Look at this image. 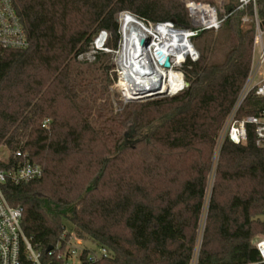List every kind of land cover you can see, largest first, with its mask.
<instances>
[{
  "label": "trees",
  "instance_id": "1",
  "mask_svg": "<svg viewBox=\"0 0 264 264\" xmlns=\"http://www.w3.org/2000/svg\"><path fill=\"white\" fill-rule=\"evenodd\" d=\"M12 2L29 46L0 49V148L8 151L0 168L18 164L20 150L43 175L19 184L7 180L2 190L10 205L22 207V229L42 260L61 264L46 249L74 231L109 249L111 257L100 264H191L213 149L249 74L256 27L264 30V0L240 9L230 0L216 34L209 29L193 37L199 55L182 65V90L118 100L119 112L107 87L94 82L93 66L109 53L96 50L90 62L78 56L89 52L111 9L188 29L186 5ZM100 67L106 74L111 68ZM262 108L264 98L251 91L238 115ZM257 234L264 236V148L250 132L245 143L225 140L219 149L196 264H264L253 242ZM22 264L31 263L23 257Z\"/></svg>",
  "mask_w": 264,
  "mask_h": 264
},
{
  "label": "built area",
  "instance_id": "2",
  "mask_svg": "<svg viewBox=\"0 0 264 264\" xmlns=\"http://www.w3.org/2000/svg\"><path fill=\"white\" fill-rule=\"evenodd\" d=\"M249 3L254 4L255 0H238L236 8L240 9ZM186 7L192 28L182 31H187L189 37H194L203 30H218L227 16L224 13L220 15L217 9L208 3L188 1ZM242 20L245 21L246 17H243ZM160 24L172 26V22L155 23V26ZM102 35H104L103 32L99 33L91 42L92 45H95V48L91 47L92 49L89 50H93V54L96 50H101L105 44L104 37L98 43V39ZM28 46L29 40L25 28L12 0H0V49L23 50ZM85 54L79 55L78 59L89 61V57ZM191 55H193L192 60H196L198 57L195 51ZM182 87L183 85L179 90L183 89ZM251 91L264 98V30L258 26L253 39V55L249 74L218 131L216 140L218 150L225 140L234 144L245 143L250 132L254 135L255 145L264 148V108L254 114L238 115L242 103ZM48 121L45 119L43 126H46ZM15 156L21 159L18 164L6 169L0 168V264H22L23 257L28 259L31 264H53L52 261L44 262L42 260L41 252L32 245L29 237L25 235L21 226L22 207L10 205L3 193L2 184L7 180L19 184L40 178L43 175V168L38 163L27 159L20 150L15 153ZM62 239V242H58L55 248L48 251L49 254L57 253L56 257L62 261L61 264H83V262L100 264V261L111 257L107 247L93 243L83 244V239L77 236L74 231L64 232ZM254 245L259 252L261 261L264 262V236L255 240Z\"/></svg>",
  "mask_w": 264,
  "mask_h": 264
},
{
  "label": "bare ground",
  "instance_id": "3",
  "mask_svg": "<svg viewBox=\"0 0 264 264\" xmlns=\"http://www.w3.org/2000/svg\"><path fill=\"white\" fill-rule=\"evenodd\" d=\"M124 16L119 64L122 69L121 84L129 97L151 94L154 91H178L183 85V78L181 79V73L170 68L173 67L170 57L179 59L193 53L189 33L175 29L170 24L151 26L131 14ZM103 37L104 35L98 39V43ZM141 38L146 39L145 45H140ZM165 57L170 61L168 70L162 65ZM183 59L179 62L173 60V63L180 64ZM180 79L179 87L172 91Z\"/></svg>",
  "mask_w": 264,
  "mask_h": 264
},
{
  "label": "rangeland",
  "instance_id": "4",
  "mask_svg": "<svg viewBox=\"0 0 264 264\" xmlns=\"http://www.w3.org/2000/svg\"><path fill=\"white\" fill-rule=\"evenodd\" d=\"M181 1L185 5H186V2H188V1H197V2H202V3H208V4L213 5L217 9V11L219 13H222V14L225 13L226 4H228V2H230V0H181ZM232 1L234 3H236V0H232ZM123 13L131 14V15L135 16L130 11L119 10V9L114 8V9L109 10V12L103 17V19L100 23L102 30L99 33H102V32L104 33L105 44H104V46H102L101 50H103L106 53H109V57H108V59H104L102 62H100V64H96L93 66V76L97 77L96 81H94V82L96 83L98 88L101 87V85H103V84L107 87V92L109 93V99H111V101H112V104H113L112 107L114 109V112L120 111V108H119L120 104L118 103V100H121L125 104L129 101H144V100H148V99H152V98L173 95V94H155L154 95L151 93L149 96H146V97L141 95V97H139L137 99H126L125 98V94H126L127 98H130V97H129V94L127 93V91L124 89L123 84H121V82H122V80H121L122 69H121V66L119 64V56H120V51H121V46H122L121 42L123 40V34H122L123 20H121ZM135 17L138 18L137 16H135ZM138 20L144 22L145 24L155 26V23L145 22L139 18H138ZM245 21H249L248 17H246ZM172 27L175 28L173 26V23H172ZM150 28H155V27H150ZM175 29H177V28H175ZM179 30H183V29H179ZM212 32H214V34H216V30H214ZM189 38H190L193 50L196 52V54L198 56L199 51L195 46V39H193V37H189ZM91 47L95 48V45L91 44ZM90 54H93V50L87 52L85 54V56L89 57V59L91 60V59H93V56L92 55L90 56ZM186 56H182L179 59L174 58V57H170V59L172 58L170 61L172 62V65H173V67H170V68L174 72L177 73V71H178L182 75V77H181V79L183 78V87L182 88H184L186 86V83H187L185 80V75L182 71V65L184 64V62L188 58H190L192 60L193 55H189L188 57H186ZM184 57H186V58H184ZM182 59L184 61H182L180 64L176 63ZM90 60H89V62H90ZM173 60H176V62L173 63ZM107 63L109 64V66H111V68L107 69L108 73L106 74L103 71L104 68H102L100 66H101V64H103V66H104ZM168 69L169 68H166V70H168ZM114 73L116 74V76H114ZM181 79L178 81L177 85L173 88L172 91L176 90L179 87V85L181 83ZM179 91H177V92H179ZM131 124L132 123L127 124L126 131L130 132V129H128V128ZM131 136H129L128 142H130V140H132ZM218 151L219 150L216 148V144H215L214 149H213L212 159H211V161H212L211 170L209 172L208 179H207L206 194H205V199H204V203H203L201 220H200V224H199V232H198L199 234H198V240H197V244H196V248H195V255H194L195 257H194L191 264H196V256L198 253V249H199V245H200V241H201V235H202L203 227L205 224L206 210H207L208 202H209L210 195H211L212 185H213L214 178H215V170H216V165L218 162V155H219ZM7 154H8V151L0 150V160H2V161L5 160L7 157ZM261 237H263V235L257 234L254 237V241L261 238ZM83 241H84L83 244H87V245L90 244V242L86 241L85 239H83Z\"/></svg>",
  "mask_w": 264,
  "mask_h": 264
},
{
  "label": "water",
  "instance_id": "5",
  "mask_svg": "<svg viewBox=\"0 0 264 264\" xmlns=\"http://www.w3.org/2000/svg\"><path fill=\"white\" fill-rule=\"evenodd\" d=\"M139 43H140V45H145L146 44V39L145 38H141L140 39V41H139ZM193 52H194V50H193ZM162 65H163V67H165V68H167V67H169L170 66V61H169V59L167 58V57H165L164 58V60H163V62H162ZM186 85H187V83H186ZM177 92V91H176ZM176 92H173V93H169V92H159V91H154V92H152V94H174V93H176ZM150 94H145V95H142V96H149ZM139 97H141V95L140 96H137V97H133V98H126V99H137V98H139ZM127 136V135H126ZM0 150H2V148H0ZM52 249V246H48L47 247V251H49V250H51Z\"/></svg>",
  "mask_w": 264,
  "mask_h": 264
}]
</instances>
